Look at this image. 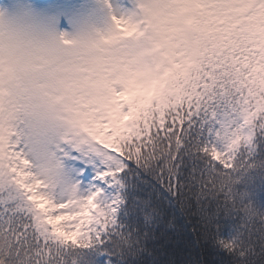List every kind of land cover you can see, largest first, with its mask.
<instances>
[{"label": "snow or ice", "instance_id": "obj_1", "mask_svg": "<svg viewBox=\"0 0 264 264\" xmlns=\"http://www.w3.org/2000/svg\"><path fill=\"white\" fill-rule=\"evenodd\" d=\"M211 3L197 39L86 114L78 194L12 167L0 264H164L169 230L227 264H264V0Z\"/></svg>", "mask_w": 264, "mask_h": 264}, {"label": "clouds", "instance_id": "obj_2", "mask_svg": "<svg viewBox=\"0 0 264 264\" xmlns=\"http://www.w3.org/2000/svg\"><path fill=\"white\" fill-rule=\"evenodd\" d=\"M110 31L91 6L65 14L28 0L0 4V184L17 188L18 167L47 193L78 194L86 114L115 82L108 70L116 53L100 45Z\"/></svg>", "mask_w": 264, "mask_h": 264}, {"label": "trees", "instance_id": "obj_3", "mask_svg": "<svg viewBox=\"0 0 264 264\" xmlns=\"http://www.w3.org/2000/svg\"><path fill=\"white\" fill-rule=\"evenodd\" d=\"M154 19H157V16L154 13H151L147 17L151 27ZM170 22L174 23L176 21L172 18ZM197 27L198 25L193 24L191 40H193V36L198 33L196 31ZM157 35L168 37L177 43L167 44L169 47V50L167 51V57L170 53L181 51L184 45L189 42L178 30H175L174 27H171L165 23L159 24ZM224 158L225 153H220L219 157L213 158V162L217 165H220V160ZM220 166L222 167V165ZM176 223L177 226L181 228L184 225V218L180 215L179 209H177ZM257 224H259V222H257ZM168 235L172 237L173 243L166 246V255L161 257V259L164 261V264H168L169 261H174V264H192L193 261H197L199 264H227L228 257L225 254H218L209 248H202L198 246L195 237L190 230L180 234L173 233L171 230H169Z\"/></svg>", "mask_w": 264, "mask_h": 264}, {"label": "rangeland", "instance_id": "obj_4", "mask_svg": "<svg viewBox=\"0 0 264 264\" xmlns=\"http://www.w3.org/2000/svg\"><path fill=\"white\" fill-rule=\"evenodd\" d=\"M15 1V0H14ZM101 1L105 6L109 7L115 18L119 19L121 17L124 18L125 9L130 15L129 21L125 24L124 30L134 36L139 37L142 36L145 32L146 25L141 29V20H139V15L141 14V10L136 9L135 11H132L135 8L134 0H99ZM139 2H143L146 9L153 7L154 5L162 6V7H174L176 5H179L180 9H187L191 7L192 11H196V7L205 9L208 13L214 12L215 8L212 6L211 0H138ZM0 4L8 5V0H0ZM95 12L98 13V9L96 7H92ZM120 10H123V13H121ZM134 12L135 14H133ZM208 13L204 14V17L206 18V15ZM201 14V13H200ZM136 18V19H135ZM125 21V19H124ZM153 28L154 32L157 35L158 29H159V23H157L155 20H153ZM175 30L177 28L175 27ZM167 43V40H166ZM111 67L108 70V74L111 77L112 80L117 81L118 78L122 79L124 74L122 73L120 66L116 63V60L111 57ZM218 151V150H217ZM219 152V151H218ZM219 157V156H218Z\"/></svg>", "mask_w": 264, "mask_h": 264}]
</instances>
